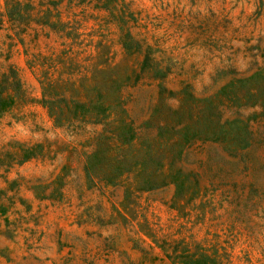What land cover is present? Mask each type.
<instances>
[{"label": "rangeland", "instance_id": "1", "mask_svg": "<svg viewBox=\"0 0 264 264\" xmlns=\"http://www.w3.org/2000/svg\"><path fill=\"white\" fill-rule=\"evenodd\" d=\"M32 2L0 0V264H264V0ZM41 70L140 140L56 121Z\"/></svg>", "mask_w": 264, "mask_h": 264}, {"label": "trees", "instance_id": "2", "mask_svg": "<svg viewBox=\"0 0 264 264\" xmlns=\"http://www.w3.org/2000/svg\"><path fill=\"white\" fill-rule=\"evenodd\" d=\"M59 1L60 0H38L37 6L39 7V11L46 15L49 7H54ZM40 7L45 8L40 10ZM35 8L32 0H6V15L9 17L10 21L25 24L32 20L35 23L40 21L41 25L50 26V21L45 20V17L44 19L42 16L37 19L30 18V15H28L29 11ZM25 11H27L28 14L25 13ZM25 29L26 26L20 28V32H24ZM39 58L41 63H46L45 60L49 59L46 56H39ZM41 76L40 83L42 84L43 101L48 106L50 114L56 121L66 119L64 117L67 116V111L71 119L83 122L91 121L93 123H103L105 120L107 121V119L110 120L112 124H114L111 133L117 145V149H114V152H116L115 154L119 152L121 157H124L125 149L130 146L134 139L140 140V136H136L135 131L132 129V124L128 123L124 118L125 110L121 108L120 111L116 110L113 112L111 104L108 102L104 104L105 102L101 101L102 92L98 88L92 89L95 92L93 98H96L93 102L91 101L93 98L88 97V89H86V87L84 88V85L80 86V88L83 89L82 100L71 96V94L69 98H67L63 94L64 90H68L66 86L67 83L64 82L61 86L58 85L56 79L50 76L48 70H41ZM2 77L4 78L5 75H2ZM71 88H75V86L71 85ZM12 103L13 95L8 92V87L0 84V113L10 107ZM109 111L111 114H108ZM141 145L142 144L138 142L137 146ZM26 150L27 149H24L23 153H26ZM25 156L29 157L30 155L26 154ZM120 162H122V160H120ZM191 264H210V262L208 259L206 260L204 258L203 260H197Z\"/></svg>", "mask_w": 264, "mask_h": 264}]
</instances>
